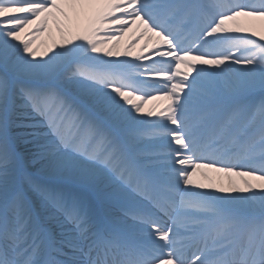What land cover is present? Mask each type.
Listing matches in <instances>:
<instances>
[{"label":"snow or ice","instance_id":"1","mask_svg":"<svg viewBox=\"0 0 264 264\" xmlns=\"http://www.w3.org/2000/svg\"><path fill=\"white\" fill-rule=\"evenodd\" d=\"M0 264H264V0H0Z\"/></svg>","mask_w":264,"mask_h":264}]
</instances>
